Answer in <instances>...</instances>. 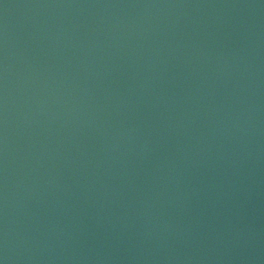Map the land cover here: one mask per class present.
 Returning <instances> with one entry per match:
<instances>
[{"label": "water", "instance_id": "1", "mask_svg": "<svg viewBox=\"0 0 264 264\" xmlns=\"http://www.w3.org/2000/svg\"><path fill=\"white\" fill-rule=\"evenodd\" d=\"M0 264H264V0H0Z\"/></svg>", "mask_w": 264, "mask_h": 264}]
</instances>
